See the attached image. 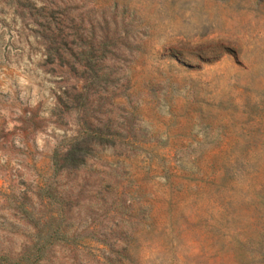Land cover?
<instances>
[{
  "label": "rangeland",
  "instance_id": "obj_1",
  "mask_svg": "<svg viewBox=\"0 0 264 264\" xmlns=\"http://www.w3.org/2000/svg\"><path fill=\"white\" fill-rule=\"evenodd\" d=\"M0 264H264V0H0Z\"/></svg>",
  "mask_w": 264,
  "mask_h": 264
},
{
  "label": "trees",
  "instance_id": "obj_2",
  "mask_svg": "<svg viewBox=\"0 0 264 264\" xmlns=\"http://www.w3.org/2000/svg\"><path fill=\"white\" fill-rule=\"evenodd\" d=\"M57 50L58 48H55L53 47L52 45L48 46V49L46 50L48 53H53V51L55 52L56 51V54H57ZM68 155H69V152H68ZM68 159L66 158L65 161H67Z\"/></svg>",
  "mask_w": 264,
  "mask_h": 264
}]
</instances>
